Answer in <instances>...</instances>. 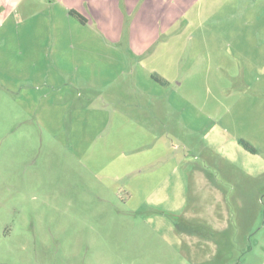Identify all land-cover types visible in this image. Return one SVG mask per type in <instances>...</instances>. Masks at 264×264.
Listing matches in <instances>:
<instances>
[{
  "label": "rangeland",
  "instance_id": "rangeland-1",
  "mask_svg": "<svg viewBox=\"0 0 264 264\" xmlns=\"http://www.w3.org/2000/svg\"><path fill=\"white\" fill-rule=\"evenodd\" d=\"M67 2L0 0V264H264V0Z\"/></svg>",
  "mask_w": 264,
  "mask_h": 264
},
{
  "label": "crops",
  "instance_id": "crops-1",
  "mask_svg": "<svg viewBox=\"0 0 264 264\" xmlns=\"http://www.w3.org/2000/svg\"><path fill=\"white\" fill-rule=\"evenodd\" d=\"M42 2L44 1V0H41ZM74 1H76L77 2V0H68V2H67V6H65V9H66V11H67V14L68 15H72L71 13H70V11L71 10H76V11H78L79 13H81L85 18H86V22H88L89 21V19H88V15L84 12V11H82L80 8H79V6H76V5H74ZM85 1V0H84ZM69 2H71V3H69ZM135 51H138V50H135ZM152 75H154V74H152ZM149 77H151L152 79H153V76H150L149 75ZM157 80H159V76H157ZM64 82H66V81H64ZM163 82V81H162ZM156 83H159L158 81L156 82ZM163 84H164V82H163ZM153 90H154V87H153ZM137 107H134V108H128V110H127V113H125L128 117V119L129 120H134V121H132V122H130V126H128L127 125V123H125V124H123V125H125V127L127 128H132V126H134V127H136L137 129H133L132 131H135V132H140V129L141 130H144L145 132H147L148 131V120H149V115H142V114H138L137 112H135L134 110L136 109ZM122 121V120H121ZM119 124H120V122H118ZM121 125V124H120ZM202 177V178H201ZM198 179H199V182H201V180H204L203 179V174H202V176H199L198 177ZM178 180H176V182H177Z\"/></svg>",
  "mask_w": 264,
  "mask_h": 264
},
{
  "label": "trees",
  "instance_id": "trees-1",
  "mask_svg": "<svg viewBox=\"0 0 264 264\" xmlns=\"http://www.w3.org/2000/svg\"><path fill=\"white\" fill-rule=\"evenodd\" d=\"M70 13H71L73 16H76L80 21H82V22H86V18H85L81 13H79L78 11H76V10H71Z\"/></svg>",
  "mask_w": 264,
  "mask_h": 264
}]
</instances>
